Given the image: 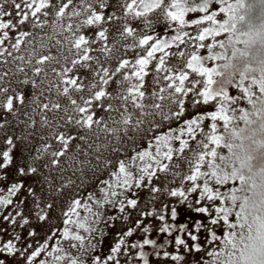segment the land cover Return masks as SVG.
<instances>
[{"label":"snow or ice","instance_id":"6c2138e0","mask_svg":"<svg viewBox=\"0 0 264 264\" xmlns=\"http://www.w3.org/2000/svg\"><path fill=\"white\" fill-rule=\"evenodd\" d=\"M0 141V264H264V0H0Z\"/></svg>","mask_w":264,"mask_h":264},{"label":"rangeland","instance_id":"374dc122","mask_svg":"<svg viewBox=\"0 0 264 264\" xmlns=\"http://www.w3.org/2000/svg\"><path fill=\"white\" fill-rule=\"evenodd\" d=\"M8 2L10 3V0H8ZM6 10V9H5ZM259 12V10L257 11V13ZM220 18H222V15H220ZM0 147H3L2 145V141H0ZM160 239H163L162 237Z\"/></svg>","mask_w":264,"mask_h":264},{"label":"trees","instance_id":"16d2710c","mask_svg":"<svg viewBox=\"0 0 264 264\" xmlns=\"http://www.w3.org/2000/svg\"><path fill=\"white\" fill-rule=\"evenodd\" d=\"M258 10H259V6L256 5V7L254 8V11L257 12ZM2 145H3V143H2Z\"/></svg>","mask_w":264,"mask_h":264}]
</instances>
